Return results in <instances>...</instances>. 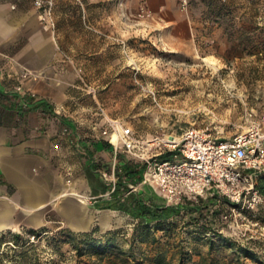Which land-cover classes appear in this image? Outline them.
<instances>
[{"label":"rangeland","instance_id":"1","mask_svg":"<svg viewBox=\"0 0 264 264\" xmlns=\"http://www.w3.org/2000/svg\"><path fill=\"white\" fill-rule=\"evenodd\" d=\"M12 1L35 17L31 40L44 32L60 57L49 74L7 55L15 69L7 75L0 68V79L10 90L23 89L30 79L21 72L30 70L64 85L61 114L75 120L81 138L109 144L95 154L97 189L81 190L94 214L90 227L76 230L54 213L42 226L2 233L0 264H124V254L140 264H264V169L240 200L222 194L230 201H218L216 215L204 209L198 219L154 225L148 233L122 210L95 207L111 197L120 154L145 162L142 154L160 150L156 138L178 139L193 125L225 138L264 125V0H228L237 16L255 18L254 31L213 24L191 0H53L51 8ZM114 123L132 126L140 156L121 149L116 155L102 134L114 132ZM128 183L162 197L153 184Z\"/></svg>","mask_w":264,"mask_h":264},{"label":"crops","instance_id":"2","mask_svg":"<svg viewBox=\"0 0 264 264\" xmlns=\"http://www.w3.org/2000/svg\"><path fill=\"white\" fill-rule=\"evenodd\" d=\"M31 15L23 4L0 0V68L7 75L15 69L8 56L49 74L57 67L60 54L50 36L39 30L31 40L30 25L35 21ZM26 92L36 95L37 107L22 103ZM66 96L64 85L45 77L30 79L20 91L8 89L0 79V235L42 226L54 213L64 216L76 230H87L94 220L81 190L97 189L95 154L105 151V144L81 138L75 120L61 114ZM42 98L53 111L46 110ZM60 123L66 131L60 130Z\"/></svg>","mask_w":264,"mask_h":264},{"label":"built area","instance_id":"3","mask_svg":"<svg viewBox=\"0 0 264 264\" xmlns=\"http://www.w3.org/2000/svg\"><path fill=\"white\" fill-rule=\"evenodd\" d=\"M32 1L37 8H51L53 4V0ZM40 77L38 72H21L22 80ZM21 89L19 84L17 90ZM114 128V132L104 128L102 134L114 145L116 155L121 149L140 156L142 153L136 150L137 138L132 126L114 123ZM156 139L154 143L161 145L162 142L160 150L149 156L142 154L146 167L141 181L153 184L167 204L180 203L187 197L197 199L213 192L240 200L254 188L258 172L264 169V125L226 138L193 125L178 139ZM167 151L173 158L161 157ZM115 183L114 177L110 182L113 188Z\"/></svg>","mask_w":264,"mask_h":264},{"label":"trees","instance_id":"4","mask_svg":"<svg viewBox=\"0 0 264 264\" xmlns=\"http://www.w3.org/2000/svg\"><path fill=\"white\" fill-rule=\"evenodd\" d=\"M191 4L202 5L204 7V15L208 17L211 23H218L226 27H233L240 25L248 31H254L259 25H255V18L243 16L239 17L235 13V6L231 5L228 0H191ZM18 95V93H13ZM36 95L31 93H24L21 96L22 103H26L30 108L37 107ZM41 103H46L47 99L42 98ZM47 111H53L50 104L47 102ZM53 113V112H52ZM56 113V112H54ZM105 145L109 142H104ZM91 154L93 152L91 151ZM87 155H90L89 153ZM162 158H173L171 152L167 151L161 155ZM145 162H135L124 155L120 154L117 162V181L114 188L108 187L111 192V197L106 199L104 203H97L99 208H112L126 212L132 216L142 226L144 232H149L152 226L162 227L169 221H176L189 217L191 220L198 219L203 216L204 209H207L212 215L219 213L217 205L221 199L230 201L229 198L222 196L218 192H213L208 195H200L197 199L185 198L182 202L177 204H167L165 198L158 196L153 191L151 192H137L129 186V181H141L143 172L145 170ZM264 181V178H263ZM216 206V208H214ZM29 233H33L35 237L42 236L43 231L37 229H30ZM21 232H17L15 236L19 238ZM81 235L91 236L90 233L84 232ZM32 243V242H31ZM93 245L98 243L92 241ZM113 240L109 239L107 245H112ZM120 249V248H119ZM122 253L124 250L120 249ZM134 259V262H131ZM122 261L124 264H140L133 255L124 254ZM162 261V260H161Z\"/></svg>","mask_w":264,"mask_h":264},{"label":"bare ground","instance_id":"5","mask_svg":"<svg viewBox=\"0 0 264 264\" xmlns=\"http://www.w3.org/2000/svg\"><path fill=\"white\" fill-rule=\"evenodd\" d=\"M113 139H114V140L117 139V135H116V134H114ZM106 223H107V222H106ZM73 224H74V223H73ZM75 226H76V225H75Z\"/></svg>","mask_w":264,"mask_h":264}]
</instances>
